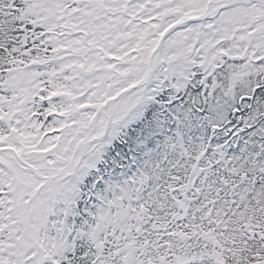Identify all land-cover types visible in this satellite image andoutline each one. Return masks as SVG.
<instances>
[{"label": "snow or ice", "instance_id": "snow-or-ice-1", "mask_svg": "<svg viewBox=\"0 0 264 264\" xmlns=\"http://www.w3.org/2000/svg\"><path fill=\"white\" fill-rule=\"evenodd\" d=\"M0 264H264V0H0Z\"/></svg>", "mask_w": 264, "mask_h": 264}]
</instances>
